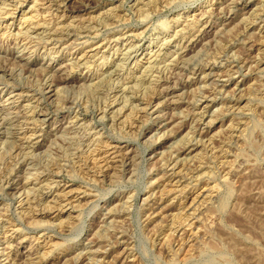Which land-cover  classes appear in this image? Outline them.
<instances>
[{"label": "rangeland", "instance_id": "obj_1", "mask_svg": "<svg viewBox=\"0 0 264 264\" xmlns=\"http://www.w3.org/2000/svg\"><path fill=\"white\" fill-rule=\"evenodd\" d=\"M50 1L56 4L52 9ZM238 1L66 0L63 6L62 0H0V9L15 11V17L4 20L0 16V77L6 79H0V88L14 93L16 100V104L13 99L4 103L6 109L0 116L14 118L8 127L16 134L9 137L15 146L9 138H0V264H89L92 258L90 264H264V0L236 7ZM108 17L109 25H102L100 20ZM206 20L212 26L201 32L192 49L169 53L151 70L145 67L153 61L152 53H139L138 65L130 64V76H141L143 81L130 82L125 99L124 85L108 78L103 82L71 79L100 68V57L109 52L104 45L110 36L149 44L161 32L172 35L181 30L180 39L189 38L198 34ZM56 21L64 22L62 30H70L71 37L76 34L73 28L83 34L75 41L74 36L69 50L51 61L52 54L44 57L43 44H38L36 36L34 41L29 39L26 29L33 26L30 34L35 35L53 24L56 27ZM84 54L89 55L90 67H72L70 61ZM209 65L215 69L208 78L193 73ZM125 67L119 74H128ZM45 74L57 80V85L42 86ZM64 78L69 82H62ZM151 79L158 82L156 89ZM19 93L24 96L18 98ZM115 96L127 104L113 125L112 109L104 118L102 110ZM212 98L215 103L210 108L205 143L192 154L181 155L186 165L178 168L183 171L173 181L179 179L182 184L167 194L173 181L165 180V162L194 138L199 119L196 105ZM149 100L152 106L158 105L159 114L140 111ZM121 101L113 109L119 110ZM76 102L80 118L97 126L103 132L102 140L122 147L133 160L122 163L114 157L99 168L87 147L79 149L67 107ZM40 108L46 110L48 121L37 126L46 133L27 140L21 134L23 128L31 130L35 125L26 116ZM160 113L164 121L172 122L164 135L150 132ZM183 120L186 127L174 136L176 125ZM102 149H106L104 143ZM26 159L29 164L23 162ZM161 195L164 200L159 199ZM153 201L160 202L155 204L157 212L150 215ZM174 221L184 228L170 240L167 230ZM6 222L15 226H3ZM97 248L108 252L104 261L90 255ZM2 251L6 252L3 256Z\"/></svg>", "mask_w": 264, "mask_h": 264}, {"label": "bare ground", "instance_id": "obj_2", "mask_svg": "<svg viewBox=\"0 0 264 264\" xmlns=\"http://www.w3.org/2000/svg\"><path fill=\"white\" fill-rule=\"evenodd\" d=\"M49 1V0H48ZM55 1V0H54ZM63 2V6H65V4H66V0H62ZM150 1V0H149ZM154 1V0H153ZM158 1V0H157ZM167 1V0H166ZM237 1V0H236ZM250 0H239L238 2H236L235 3V6L236 5H240V3L241 4H244V5H247L248 4V2H249ZM37 2V1H36ZM35 2V3H36ZM41 2V1H40ZM53 2V1H52ZM89 2V1H88ZM2 4H5V2H3ZM1 4V5H2ZM7 4V3H6ZM147 4V3H146ZM56 4L55 3H51V1H50V4H49V8L50 9H52L54 6H55ZM233 5H234V2H233ZM5 6V5H4ZM61 6V5H60ZM60 6H58L59 8H60ZM242 6V5H241ZM214 7V6H213ZM237 7V6H236ZM240 7V6H239ZM5 8H7V7H5ZM145 8V7H144ZM56 9V8H55ZM217 10V9H216ZM222 10V9H221ZM142 11V10H141ZM64 12V11H63ZM208 12V11H207ZM0 13H1V18H3L4 20L8 17V16H12V17H15L14 15H15V11L13 10L12 12L11 11H9V10H6V9H4L3 7H1V9H0ZM24 13V12H23ZM22 13V14H23ZM211 13V12H210ZM215 13H216V11H215ZM219 13V12H218ZM2 15H4L3 17H2ZM65 15V13L63 14V16ZM254 17V16H253ZM27 18V17H26ZM30 17L28 16V19H29ZM32 18V17H31ZM98 18V17H97ZM110 17H108V19L107 18H103V19H101L100 20V23H102V25L104 24L105 26H107V25H109V19ZM201 19V18H200ZM229 19V18H228ZM26 21H28V20H26ZM204 21V20H203ZM57 22V21H56ZM48 23V22H47ZM187 23V22H186ZM191 23V22H190ZM197 23V22H196ZM195 23V24H196ZM66 24V23H65ZM111 24V23H110ZM212 23H210L209 21H207L206 20V22H204L203 23V28L201 27V29H199L198 30V34L197 35H194L195 37H189L188 38V36L185 38V37H183V38H181L180 39V37H179V32L181 31H179V30H177L175 33H173L172 35H167V34H165V32H161V33H159V34H157V36H155V37H153V38H151V40H150V43L149 44H146V42H144L143 40H141V41H137V42H134V41H132V40H130V38H126V39H124V40H122L119 36L118 37H116V36H110L109 38H108V40L106 41V43H105V45L104 46H106V48L108 49V53L107 54H103L101 57H100V59H101V62H100V64L99 65H97V67L99 68V69H97V71H95V72H93V71H91V70H89V73H87L86 75H84L82 78H80V77H76V78H71V79H73L75 82H78V81H87V82H90V81H94L95 79L97 80L98 78V81H105V79H110V80H112L113 82H116L117 84L118 83H120L121 84V86L122 85H124V87L122 88V91H123V97L124 98H122V99H125V96H126V91L129 89V83L130 82H132V81H134L135 82V84H140V80L142 79V77L141 76H133V78L130 76V72L132 71V67H130V64H132V65H138V63H139V53L140 54H142V55H144L146 52H148V50H149V53H150V55H151V53H152V57L154 56V59H153V61L151 60L150 62H149V65L148 66H146L145 67V71H147L148 69H152V65L153 64H155V63H158V61H161L162 59H165L166 57H167V55H169V53H174V54H181V53H185L186 51H187V49H190L192 46H194L195 44H197L196 42L199 40L198 38H200L199 36H200V34H201V32L202 31H204L205 29H207L208 27H211L212 25H211ZM52 25V24H51ZM68 25V24H67ZM49 26V25H48ZM55 25L53 24L52 25V27L51 28H47V29H44L41 33H39L38 31H37V29H33L35 32H36V34L35 35H33V34H30V30L32 29V27L33 26H31V25H28V27H27V29H26V33H27V35H28V38L30 39H32L33 41H34V37L36 36V38H38V41H39V43L38 44H43V47L45 48V50H46V54H45V56L44 57H46L47 55H49V54H52V57H51V61H53L54 59H55V55H59V54H64L65 53V51L66 50H69V48L72 46V44H73V42L75 41V40H78L79 38H80V36H81V34H83L82 33V31H78L79 29H74L73 28V31L74 32H76V34L74 35V36H76V37H74L75 39H74V41L72 40V41H70L73 37H71L70 36V30H68L66 33H64L63 31L64 30H62V28L63 27H65V25H64V22H61V21H58L57 23H56V27H54ZM186 26V25H185ZM202 26V25H201ZM50 27V26H49ZM69 27H74L72 24H70V26ZM68 27V28H69ZM78 27V26H77ZM85 27V26H84ZM87 27V26H86ZM194 27H195V25H194ZM67 28V27H66ZM80 28V27H79ZM82 28V27H81ZM92 28V27H91ZM166 28V27H165ZM186 28V27H185ZM213 28V27H212ZM22 29V28H21ZM20 29V30H21ZM64 29V28H63ZM184 29V28H183ZM22 31V30H21ZM211 31V30H210ZM203 34H204V32H203ZM185 35H183V36H185ZM34 36V37H33ZM181 36V35H180ZM205 36V35H204ZM31 40V41H32ZM88 40V39H87ZM36 46H38V45H36ZM99 46V45H98ZM169 47V48H168ZM170 47H173L174 49L173 50H168V49H170ZM192 49V48H191ZM99 51V50H98ZM97 51V52H98ZM96 52V53H97ZM233 53V52H232ZM183 55V54H182ZM87 56H89L88 54H84V56L83 57H79L78 59H74V60H72V61H70V59H69V61H70V63H71V65H72V67H80L81 65H83V64H87V67H90V65L88 64V60H86V57ZM174 57H176V56H174ZM162 58V59H161ZM85 60V61H83V60ZM178 59H180V57L178 58ZM69 63V64H70ZM253 63V62H252ZM48 64V63H47ZM106 65H108L107 66V70L106 71H102V73H100V69H102L104 66H106ZM127 66V67H125V68H128L129 70V72H128V74L126 75V76H124V75H122V73L121 74H119L120 72H119V70H124V69H121L122 68V66ZM156 65V64H155ZM71 67V66H70ZM102 67V68H101ZM31 68V67H30ZM124 68V67H123ZM214 69H215V66L214 65H209L207 68H195L194 69V71H193V73L194 74H196L197 76L198 75H201L202 77L201 78H203V80L204 79H206V78H208L209 76H211V71H214ZM6 70V69H5ZM207 70H210V71H208L207 72ZM10 71V70H9ZM235 71H237V70H235ZM14 72V71H13ZM23 72V71H22ZM107 72H109V75H108V77H106L107 75H105ZM232 72V71H231ZM8 73V72H7ZM178 73V72H177ZM192 73V74H193ZM236 73V72H235ZM2 74V73H1ZM3 75V74H2ZM5 75V74H4ZM195 75V76H196ZM225 75H227V74H225ZM1 76V75H0ZM21 76V75H20ZM224 76V75H223ZM2 77H4V76H2ZM230 77V76H229ZM152 78V77H151ZM186 78V77H185ZM0 79H1V77H0ZM42 79V78H41ZM158 79V78H157ZM2 80V79H1ZM6 80V79H5ZM5 80H2V81H5ZM229 80V79H228ZM8 81V80H7ZM57 80H54V79H52L51 78V76H49V75H47V74H45V76H44V78L42 79V86H45V88H52V87H54L55 85H57L56 82ZM142 81H143V79H142ZM206 81V80H205ZM9 82V81H8ZM41 82V81H40ZM56 82V83H55ZM62 82H64V83H67V82H69V79L68 78H64L63 80H62ZM3 83H7V82H3ZM3 85V84H2ZM41 85V84H40ZM95 85V84H94ZM148 85V84H147ZM150 85H152V88H155L156 89V86L158 87V82L157 81H154L153 79H151V81H150ZM133 86V85H132ZM203 87V86H202ZM43 88V87H42ZM96 88V87H95ZM134 88V87H133ZM6 88H0V116H2L3 117V115L1 114L2 113V111L3 110H5L6 109V107H5V104L4 103H6L7 101H9V100H11V99H13V103H15L16 104V100H15V94L14 93H11L10 91H6L5 90ZM104 89V88H103ZM97 90V89H96ZM152 90V89H151ZM150 90V91H151ZM93 91V90H92ZM95 91V90H94ZM30 92V91H29ZM18 94V93H17ZM20 95H18V98L20 97V98H22L24 95H21V93H19ZM205 94V93H204ZM118 95V94H117ZM202 95V94H201ZM98 96V95H97ZM128 96V95H127ZM152 96V95H151ZM205 96V95H204ZM116 97V96H115ZM114 97V98H115ZM139 98V97H138ZM142 98V97H141ZM148 98V97H147ZM73 99V98H72ZM87 99V98H86ZM102 99V98H101ZM107 99V98H106ZM109 99V98H108ZM207 99V98H206ZM19 100V99H18ZM18 100H17V102H18ZM68 100V99H67ZM133 100V99H132ZM73 101V100H72ZM121 101V100H120ZM119 101V102H120ZM126 101L127 100H124V101H121L122 103H120V106H119V110L117 109H113L116 105H118V104H115L114 105V103H116V102H118V99H117V97L115 98V100H113L112 101V103H107V105L103 108V114H102V118H104L106 115H107V112L110 110L111 111V109H112V112L115 114L112 118V124L113 125H115V122H116V120H117V115H119L120 116V113L122 112V109L126 106ZM131 101V100H130ZM138 101H142L140 98H139V100ZM150 101V100H149ZM10 102V101H9ZM71 102V101H70ZM118 102V103H119ZM83 103V102H82ZM136 103H139V102H136ZM196 103V102H195ZM200 103V102H199ZM199 103L196 105V108L199 110V111H197V115L199 116V119H198V128L197 129H195V131H193L194 133H193V135H194V138L193 139H189V140H187V142H184V145L183 146H181V147H179V148H177L178 150L176 151V153H175V155H173V157L168 161V163H167V161L165 162L166 163V166H165V174H164V177L166 178H164L165 180H167L168 179V181L167 182H172L173 180H174V175L175 174H177V172H179V171H181V170H179L178 168H180V167H183L184 165H186V163H182V162H184V157H183V159L181 158V155L182 154H192L193 152H195L196 150H198L199 149V147L200 146H203V144L205 143V137L207 136V134H208V132H209V123H210V120H208V118L211 116V115H209L210 113V108H211V106H213L214 105V103H215V99H211V100H205V101H202L201 103H200V105H199ZM12 104V103H11ZM84 104V103H83ZM102 104H103V100H102ZM102 104H101V106H102ZM129 104V103H128ZM158 104V103H157ZM13 105V104H12ZM85 105H87V104H85ZM139 106V104H136L134 107H137V108H139L140 109V107H138ZM25 107V106H24ZM68 107V110H69V115H72V117H71V119L72 120H70V121H72V124H73V126H74V129H75V131H76V135H78V141L76 140V142H79L78 143V147H79V149H82V151L84 150V148L85 147H87L88 148V150L90 151L89 153L90 154H92V159H93V161L95 160V161H97L98 162V165H99V168L102 166L103 167V163H106V165L108 164L109 165V160L110 159H115V158H118L119 160L118 161H120V162H124V161H128L129 159H132L133 160V157L129 154V153H123L124 151H123V149H122V147H119V146H117V145H112L111 143H108V142H106V141H104V140H102V137H103V132L101 131V130H98L97 129V126H95L94 124H91L89 121H85L84 120V118H80L81 116H80V114H79V108H80V104H78L77 102L76 103H71L69 106H67ZM85 107V106H84ZM118 107V106H117ZM133 107V108H134ZM10 108V107H9ZM64 108V107H63ZM102 108V107H101ZM159 107H158V105H156V106H152V104H151V101L150 102H148L147 103V105H145V107H143V108H141L140 109V111L142 110V111H145L146 112V110H151V112H153V113H158V112H160L159 111V109H158ZM201 108V109H200ZM9 110V109H8ZM11 110V109H10ZM33 110V109H32ZM37 110V109H36ZM33 110L31 113H30V115H28V116H26L29 120H32L31 122H33L34 123V125H35V127L34 128H32L31 130L29 129V130H25L24 128H23V130H22V133L21 134H23V136L24 137H26L25 139H27V140H30V138H32L33 136H36V135H38V136H42V135H44L46 132L44 131V129H42V128H38V126H37V124H45V123H47V121H48V116H47V112L45 113V111H43L41 108H40V110ZM86 110V109H85ZM133 110V109H132ZM99 111V110H98ZM131 111V110H130ZM134 111H135V108H134ZM138 111V110H137ZM4 112V111H3ZM29 112V111H28ZM28 112L27 113H25V114H28ZM9 113H10V111H9ZM130 113V112H129ZM12 114V113H11ZM159 114V113H158ZM217 114V113H216ZM17 114H15L14 116H16ZM24 115V114H23ZM68 115V116H69ZM136 115V114H135ZM5 116V115H4ZM11 116V115H10ZM9 116V117H10ZM131 116V115H130ZM137 116H138V114H137ZM193 116V115H192ZM1 117V124H0V126L1 125H3V127L1 128V130H0V138H1V136H5V137H7V139L10 137V135L11 136H14V135H12L11 133H13V130L12 129H10L9 127H8V125L9 124H11L10 122V119H12V118H10L9 120H7L6 119V117L5 118H2ZM8 117V118H9ZM16 118H18V117H16ZM26 118V119H27ZM120 118V117H119ZM118 118V119H119ZM162 118V119H161ZM167 118V117H166ZM171 118V117H170ZM14 119V118H13ZM12 119V120H13ZM19 119V118H18ZM27 119V120H28ZM86 119V118H85ZM155 119H157L158 120V124H155L156 126H153L151 129H150V132H152L153 134H158V133H163V134H161V135H164V134H166L167 133V131H169L168 130V128H169V126H170V123H172V122H167V121H164V119H165V116L164 115H161V113H160V115H157L156 114V118ZM26 120V121H27ZM65 120V119H64ZM10 121V122H9ZM18 121V120H17ZM67 121V120H66ZM65 121V122H66ZM134 121V120H133ZM185 121L186 120H183L182 122H180L178 125H176L177 127H178V129H177V131H175V133H174V131H172V133H174L175 135L174 136H176V134L178 133H180L183 129H184V127H186V123H185ZM195 121V120H194ZM28 122V121H27ZM16 123V122H15ZM30 123V122H29ZM195 123V122H194ZM13 124V123H12ZM18 124V123H17ZM33 125V126H34ZM194 125V124H193ZM15 126V125H14ZM70 126V125H69ZM72 126V125H71ZM125 126V125H124ZM123 126V127H124ZM196 126V127H197ZM21 127V126H20ZM242 127V126H241ZM58 128V127H57ZM72 128V127H71ZM176 128V127H175ZM195 128V127H194ZM16 130V129H15ZM30 131V132H29ZM94 132L92 135H91V132ZM21 132V131H20ZM28 132L30 133L29 135H28ZM171 132V131H170ZM74 133V132H73ZM151 133V134H152ZM13 134H15V133H13ZM190 134V133H189ZM235 134V133H234ZM16 135V134H15ZM75 135V136H76ZM150 135V134H149ZM152 136V135H151ZM92 137V138H91ZM241 137V136H240ZM10 138H12V137H10ZM9 138V139H10ZM18 138V137H17ZM96 138V139H95ZM158 138V137H157ZM14 139V138H13ZM12 139V140H13ZM95 139V142H93L92 143V141ZM151 139V138H150ZM11 139H10V142L12 141ZM72 140V139H71ZM182 140V139H181ZM13 141H15V140H13ZM215 141V140H214ZM9 142V141H8ZM14 143V142H13ZM12 142H11V144H13ZM104 143V146H106V149L104 150V149H102V144ZM190 143H192V144H190ZM15 145H16V142L14 143ZM13 144V145H14ZM209 144V143H208ZM14 145V146H15ZM18 145H20V146H22L23 144H20V143H18ZM17 145V146H18ZM91 145H95V148H93V146H91ZM96 145H99L98 146V148L96 147ZM181 145V144H180ZM207 145V144H206ZM16 146V147H17ZM54 146V145H53ZM67 146V145H66ZM19 147V146H18ZM23 147V146H22ZM77 147V148H78ZM91 147V148H90ZM206 147V146H205ZM208 147V146H207ZM3 148V147H2ZM6 148V147H5ZM8 148V147H7ZM27 148L28 149H30L31 147H29V145L27 146ZM27 148H25V150L27 149ZM93 148V149H92ZM4 149V148H3ZM10 149V148H9ZM16 149V148H15ZM19 149H21V147L19 148ZM90 149H92V150H90ZM23 150H24V148H23ZM86 150V149H85ZM87 150V151H88ZM3 151V155H5L4 154V150H2ZM12 151V150H11ZM16 151V150H15ZM20 151H22V150H20ZM30 151V150H29ZM86 151V152H87ZM123 151V152H122ZM14 152V151H13ZM19 151L17 150V152L16 153H18ZM81 152V151H80ZM92 152V153H91ZM171 152V151H170ZM175 152V151H174ZM15 153V152H14ZM14 153H12V154H14ZM15 153V154H16ZM22 153V152H21ZM79 153V152H78ZM83 153V152H82ZM81 153V154H82ZM88 153V152H87ZM20 154V153H19ZM26 154H28V152L26 153ZM25 154V155H26ZM33 154V153H32ZM10 155H11V153H10ZM18 155V154H17ZM12 156H14V155H12ZM16 156V155H15ZM35 156V155H34ZM82 156H83V154H82ZM0 157H1V155H0ZM4 157V156H3ZM25 157H27V156H25ZM24 157V158H25ZM90 157V156H89ZM115 157V158H114ZM186 157V156H185ZM2 158V157H1ZM1 158H0V160H1ZM30 158V157H29ZM33 158V157H32ZM35 158V157H34ZM191 158V157H190ZM196 158V157H195ZM22 159H23V157H22ZM13 160H15L14 158H13ZM72 160V159H71ZM79 160V159H78ZM3 161V160H2ZM17 161V160H16ZM29 161L30 160H28V159H26V160H24L23 162L25 163V164H29ZM52 161V160H51ZM94 161V162H95ZM191 161V160H190ZM32 162V161H31ZM42 162V161H41ZM130 162V161H129ZM33 163V162H32ZM31 163V164H32ZM76 163V162H75ZM164 163V164H165ZM228 164V163H227ZM227 164H225L226 166H227ZM97 165V166H98ZM229 166V165H228ZM222 167V166H221ZM66 169V168H65ZM176 169H178V171L176 170ZM169 171L171 172L170 174H169ZM183 171V170H182ZM4 172V171H3ZM58 173H59V171H57ZM57 172H55V173H57ZM134 172V171H133ZM2 173V172H1ZM12 173V172H11ZM10 173V174H11ZM15 174V173H14ZM3 175V174H2ZM5 175H7V174H5ZM32 175V174H31ZM198 175V174H197ZM9 176V175H8ZM3 177H5V176H3ZM11 177V176H10ZM27 177V176H26ZM224 178V177H223ZM1 179V178H0ZM3 179V178H2ZM42 179V178H41ZM8 181H9V179H7ZM12 182H13V180H12ZM169 182V183H170ZM176 182H178L179 183V185H175V184H177ZM7 183V182H6ZM173 186L172 187H170V188H167L166 189V187H167V185H165V189H166V192L165 193H167V194H169V193H171V192H174V191H176L177 190V188H179V186L182 184L181 183V180H176V181H173ZM188 184V183H187ZM56 186H55V188H58L59 187V184L57 183V184H55ZM50 186V185H49ZM48 186V187H49ZM216 186V185H215ZM13 187V186H12ZM49 188H54L52 185L49 187ZM54 188V189H55ZM163 188V189H164ZM213 188V187H212ZM185 189V188H184ZM23 190V189H22ZM27 190V189H26ZM186 190V189H185ZM184 190V191H185ZM187 190H189V189H187ZM191 190V189H190ZM195 188L193 189V193L195 192ZM205 190V189H204ZM206 190H207V188H206ZM205 190V191H206ZM214 190H215V188H214ZM50 191H53V189H50ZM23 191H21V189H20V195H22L23 196V193H22ZM25 192V191H24ZM163 192V191H162ZM30 193V192H29ZM36 193V192H35ZM164 192L162 193V194H165ZM24 194H26V193H24ZM60 194V193H59ZM203 194V193H202ZM201 194V195H202ZM210 194V193H209ZM166 195V194H165ZM189 195V194H188ZM177 196V195H176ZM186 196V195H185ZM124 197V196H123ZM122 197V198H123ZM129 197V196H128ZM160 197H162V195L160 196ZM211 197V196H210ZM28 198H30V197H28ZM27 198V199H28ZM26 199V200H27ZM160 200H164L163 199V197L162 198H159ZM185 199V198H184ZM30 200V199H29ZM28 200V201H29ZM35 200V199H34ZM127 200V199H126ZM194 201V200H193ZM24 202V201H23ZM32 202V201H31ZM148 203H149V201H147ZM154 202V201H153ZM160 202V201H159ZM159 202H154V203H152L151 205H150V210H151V212H150V215L152 214L153 215V213L154 212H157V211H154L155 210V208H157V207H155L156 205L155 204H158ZM182 202H186V201H182ZM204 203V202H203ZM31 204V203H30ZM29 204V205H30ZM160 205V204H159ZM6 206V205H5ZM33 206V205H32ZM158 206V205H157ZM197 206V205H196ZM30 207V206H29ZM46 207V206H45ZM164 207V206H163ZM24 210V209H23ZM157 210V209H156ZM181 212V211H180ZM193 212V211H192ZM194 212H196V211H194ZM189 214H191L192 215V213H189ZM187 215H188V213H187ZM190 215V216H191ZM194 216V215H193ZM33 217V216H32ZM144 217V216H143ZM191 218V217H190ZM194 219H196V217L194 216L193 217ZM193 218H191V220L193 219ZM189 219V218H188ZM193 219V220H194ZM190 220V219H189ZM198 220V219H197ZM197 220H195V221H197ZM187 221V220H186ZM177 222V221H176ZM176 222L174 221V222H172L169 226H168V230H167V232L168 231H170V233H168L167 234V236H165V237H167L168 239H170V236H172L175 232H177V231H180L181 230V228H182V225L180 226L179 224H176ZM185 222V221H184ZM194 222V221H193ZM193 222H190L189 224H188V226L189 227H191V228H193L194 227V223ZM198 222V221H197ZM1 224V223H0ZM200 224V223H199ZM5 225H7V222L5 223V224H3V226H5ZM168 225V224H167ZM8 226V225H7ZM9 226H15L12 222H11V224H9ZM8 226V227H9ZM0 227H2V225L0 226ZM16 228V227H15ZM184 228V227H183ZM182 228V229H183ZM198 229V228H197ZM2 230V229H1ZM191 230V229H190ZM10 231V230H9ZM8 230H7V232H9ZM13 232H16L17 230L15 229L14 230V227H13V230H12ZM185 231H187V230H185ZM185 231L183 232V234H186L185 233ZM194 231V230H193ZM4 233H5V231H4ZM190 233V232H189ZM12 235V234H11ZM101 235V234H100ZM181 235V234H180ZM194 235V234H193ZM102 236V235H101ZM116 236V235H115ZM5 237V236H4ZM8 237V236H7ZM10 237V236H9ZM180 237V236H179ZM182 237V236H181ZM185 237V236H184ZM190 237V239H192L191 237H192V234H191V236H189ZM172 239V238H171ZM170 239V240H171ZM189 239V238H188ZM106 240V239H105ZM181 240V239H180ZM184 240V239H183ZM1 241V240H0ZM122 241V240H121ZM166 241V240H165ZM8 242H10V241H8ZM117 242V241H116ZM125 242V241H124ZM170 242V241H169ZM3 244H4V242H2ZM12 243V242H11ZM10 243V244H11ZM123 243V242H122ZM9 244V243H8ZM7 244V245H8ZM112 244H118V242L117 243H112ZM112 244H111V247H113L112 246ZM123 244H125V243H123ZM185 244H187V241L185 240V242H183L181 245H180V247H179V249L180 250H182L183 249V247H184V245ZM191 244V243H190ZM11 246L12 245H8V247H10L11 248ZM116 246V245H115ZM167 246V245H166ZM4 248H6V246L4 247ZM102 248V247H101ZM101 248H100V250L98 249V250H96V251H93V252H90L91 254L90 255H92L95 259L94 260H98V261H102L103 260V256H105L108 252H103L102 250H101ZM106 248V247H105ZM126 249V248H125ZM178 249V250H179ZM192 249V248H191ZM8 250H10L9 248H8ZM193 250V249H192ZM92 251V250H91ZM122 251H123V249H122ZM191 251V250H190ZM12 252V251H11ZM110 252V251H109ZM121 252V251H120ZM172 252V251H171ZM6 253V252H5ZM5 253H3V251L1 252V256H3V254H5ZM130 253V252H129ZM181 253V252H180ZM184 253V252H183ZM191 253V252H190ZM9 254V253H8ZM8 254H6V255H8ZM16 254V253H15ZM122 254H124L123 252H122ZM185 254V253H184ZM197 255V254H196ZM176 256V258H177V255H175ZM86 257V256H85ZM125 257H126V254H125ZM190 257V256H189ZM192 257V256H191ZM89 258V257H88ZM91 258V257H90ZM128 258V257H127ZM184 258V257H183ZM87 259V258H86ZM178 259H179V257H178ZM1 260V259H0ZM91 260V259H90ZM117 260V259H116ZM10 261V260H9ZM79 261V260H78ZM85 261V260H84ZM92 261H93V258H92ZM92 261H88V262H92ZM104 261V260H103ZM185 261V260H184ZM13 262V261H12ZM79 262H82L81 260L79 261ZM126 262V261H125ZM89 263V264H90ZM84 264V263H83ZM96 264V263H95ZM209 264V263H208Z\"/></svg>", "mask_w": 264, "mask_h": 264}]
</instances>
